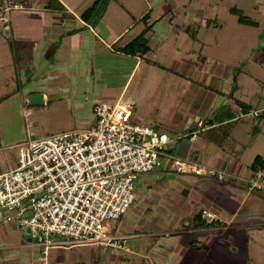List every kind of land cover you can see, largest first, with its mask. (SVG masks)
Returning <instances> with one entry per match:
<instances>
[{"label":"crops","instance_id":"obj_1","mask_svg":"<svg viewBox=\"0 0 264 264\" xmlns=\"http://www.w3.org/2000/svg\"><path fill=\"white\" fill-rule=\"evenodd\" d=\"M13 1L21 4L19 0ZM58 1L64 6V10L46 9L48 0H44L39 9L43 13L40 14V25L28 24L19 29L18 25L12 26L11 20L7 36L0 29V34L9 41L12 61L18 59L34 66L35 60H39L37 56L48 61L54 50L59 48L57 44L60 45L68 37L77 36L79 42L86 45L91 43L89 36L92 40L95 38L93 22L84 21L81 18L83 12L75 16L62 0ZM21 5L31 9L29 4ZM148 12L146 23L152 25V28L146 34L150 51L145 57L150 62L115 52L117 47L130 42L145 28L146 24L141 20L144 15L138 19L144 27L121 45L118 44L124 38L122 34L129 32L123 30L111 34L108 31L106 38L110 41L107 44L110 54L119 58L123 56L128 67H132L121 93L124 94L128 89L127 83L137 72H145L144 75L155 74L151 88H148V91L151 90L148 95L154 96L160 90L174 94L171 99L167 97L169 94L166 95L163 116L157 109L146 112L140 107L144 111L142 118L150 124L161 121L168 123L167 128H154L168 133L171 139L169 144L177 143L174 151L171 148L172 153L209 168L224 169L227 176L224 181L199 178L179 174L172 171L166 163H162L150 173L137 177L133 205L121 218L111 222L109 235L125 237L126 243L123 247L114 249L94 245L58 246L50 249L49 264H205L212 254L211 250L220 252L219 249L224 244H234L239 253V258L234 259L236 262L229 264H242V261L248 264L253 259L252 251L256 252L257 243H264V194L250 190L248 184L253 174L250 169L252 161L256 156L264 160V88L261 86L264 83V62L260 60L257 67L254 65L253 71L249 68L237 71L235 91L229 96L233 85L235 56L248 48L249 44L246 47L240 45L238 38L232 43L231 35L223 34L224 31L220 28L218 32L223 35L219 36L218 44L214 39L210 45H204L207 39H204V34L199 40L200 28L205 25L209 34L219 28L215 25L210 29L207 22L210 17L203 16L207 21L204 19L197 23L196 30H192V33L191 24L183 23L184 32L195 43L177 48L175 55L180 59L174 57L170 59L169 66H166L158 60L159 54L157 57L153 54L164 41L156 39L154 47L150 45L149 34L154 31L152 29L155 22L150 23L151 10ZM103 13V10L98 12L97 9L96 19H102ZM28 15L17 13L14 21L22 20L21 18ZM67 20H75L74 29H66ZM155 21H166L170 25L172 18L162 14ZM238 33H241L239 38L241 37L242 42L247 41L243 29ZM203 48L205 52H202ZM208 48L217 49L218 57L209 55ZM227 52L234 59L227 60ZM154 87L157 89H153ZM116 89L119 88L99 89L96 100H116ZM95 104L97 103L93 102L91 105V114ZM132 105L135 110L134 103ZM254 112L257 114L254 115ZM241 120L253 121L257 126L250 122L240 126L238 122ZM229 140L232 145L227 147L226 142ZM16 162L17 155L11 165L4 169L0 166V174L14 168ZM259 172L264 177V167ZM202 210H208L220 224L194 229V222ZM109 250L112 253L107 254ZM39 255V247L28 233L19 228L16 215L0 209V264H40Z\"/></svg>","mask_w":264,"mask_h":264},{"label":"rangeland","instance_id":"obj_2","mask_svg":"<svg viewBox=\"0 0 264 264\" xmlns=\"http://www.w3.org/2000/svg\"><path fill=\"white\" fill-rule=\"evenodd\" d=\"M62 1L75 16L80 15L94 3L99 2L97 7L104 11L103 18L96 19L97 13L90 17V22H93L92 25L94 26L93 33L95 34L93 40L89 36L90 44L86 45L83 42H79L77 36L68 37L60 45L57 44L59 48L57 47L58 49L54 50L48 61L37 56L39 60H35L34 66H29L28 63L20 62L18 59L12 61L8 47L9 41L0 34V157L2 158L0 159V166L2 169L11 165L16 160L18 151L32 140L90 126L92 121L91 105L93 102H100L96 98L99 96L97 91L101 88H119L115 91L116 100L111 103H134L135 110L133 114L135 122L153 128L169 127L168 123L164 121L150 124L144 117L142 118V112L157 109L163 116L166 95L169 94L167 97L171 99L174 92L163 93L160 90L158 94L149 96L148 94H150L151 90L149 89L150 91H148V88H151L150 84L155 74L148 73L144 75L145 72L144 74L137 72L134 77H131L132 79L126 85L128 89L122 94V86L132 67H128L127 61L123 60V56H120V58L114 56L110 54L107 48V44L110 42L106 38L108 31L111 34L114 31L119 33L126 30L129 32L122 34L124 38L118 45L123 44L127 38H130L136 31L144 27V24L139 22L138 19L149 10H151L150 23L155 22V26L152 29L154 31L149 34L150 45L154 47L156 39L164 41V43L159 44L160 46L154 50L153 54L155 53V57L159 54L158 60H161L162 63L164 62L166 66H169L170 59L177 58L175 55L177 48L188 47L190 44L195 43L189 37L190 35L184 32L183 23L191 24L190 32L192 33V30H196L197 23L205 19L203 16L210 17L208 21L205 19L210 25V29H213L215 25L219 28L210 34L207 33L205 25L200 28L198 32L199 40L204 37V34L206 35L204 39H207L204 45H210L214 39L217 42L216 44H218L219 36L223 34H230L232 43L238 38L240 45L243 44L246 47L247 43L249 44V46L247 45L248 48L244 47L245 49L240 53L241 55L237 54L235 56V59L234 56L233 58L229 56L230 52H227L226 59H234L237 62L233 65L234 69L231 68L233 69L232 79L242 68L245 70L249 68L253 71L254 67L260 64V60L264 62V0ZM19 2L31 5V9L24 6L23 10L12 14L13 27L18 25L17 28L20 29L25 28L28 24L30 26L42 24L40 14L42 15L43 13H41L42 11L39 12V9L43 6L44 0H24V2L19 0ZM233 8L237 9L242 16L249 17L255 21L257 25L239 26L238 16L230 11ZM30 11L32 13H28ZM98 12L100 11L98 10ZM17 13H21L23 16L29 15L21 18L22 20L14 21ZM162 14H165L169 19L172 18L170 25L166 21H155ZM74 22L73 20H67L66 29H74ZM173 24L177 25V27H174ZM220 28L221 31H224L223 34L218 32ZM240 29H243L246 33L244 35L248 38V42H242L241 37L239 38L241 33L238 32ZM205 48H203L202 52H205ZM207 50H209L207 51L210 53L209 55L218 57L219 52L217 49L208 48ZM261 86L264 88V83ZM153 89L156 90L157 87ZM249 122L251 125L257 126L253 121ZM249 122L241 120L238 124L243 126L244 123ZM226 145L229 147L232 142L229 140ZM175 146H177V143H172L168 144L167 148L171 150L173 147L174 151ZM104 226L109 235L112 226L111 222H105ZM233 245L227 246L224 244V247H220V252L212 249L211 253L218 255V257L212 256V254L211 256L209 255L205 264L236 262L234 259L236 257L239 258V253L237 247ZM255 249L256 252L252 251L253 259L250 263H247L264 264V243L259 241ZM106 253L109 254L112 251L109 250ZM117 253L121 252L117 251ZM242 264H244L243 261Z\"/></svg>","mask_w":264,"mask_h":264},{"label":"built area","instance_id":"obj_3","mask_svg":"<svg viewBox=\"0 0 264 264\" xmlns=\"http://www.w3.org/2000/svg\"><path fill=\"white\" fill-rule=\"evenodd\" d=\"M23 9L0 0L5 36L12 14ZM133 113L131 103L100 101L90 126L30 141L18 151L15 167L0 174V209L16 215L40 249V264H49L48 253L58 246L123 247L125 237L109 236L104 223L128 211L137 177L162 163L179 174L218 181L227 176L172 153L168 133L135 122ZM248 184L264 194L259 171ZM200 214L206 222L218 220L206 210Z\"/></svg>","mask_w":264,"mask_h":264},{"label":"trees","instance_id":"obj_4","mask_svg":"<svg viewBox=\"0 0 264 264\" xmlns=\"http://www.w3.org/2000/svg\"><path fill=\"white\" fill-rule=\"evenodd\" d=\"M98 3L99 2L94 3L91 7H89L87 10H85L83 12V14H81V18L84 21H90L91 20L90 17L95 14L97 9L99 11L101 10V8L97 7ZM45 8L50 9V10H55V11L64 10V6L58 0H48V2L45 5ZM230 11L232 14L238 16V23L243 24V25H249V26L257 25V23L255 21L251 20L249 17L242 16L241 13L237 9L233 8ZM148 18H149V12L144 14V16L141 18V20L146 24L145 28L137 36H135L130 42H128L127 44H125L122 47H117L115 49V52H117L118 54H121L123 56H126V57H131V58L139 57L146 62H150L145 57L146 54H148L150 51V48L148 45V39L146 38V34L152 28V25H147V23H146ZM153 64H156V63H153ZM236 77H237V75H234V77L232 79L233 85H232L231 93L229 96H232L233 92L235 91V87H236V83H237ZM263 167H264V160L260 156H256L250 165V169L253 171V173L261 171L263 169ZM195 222L193 225L194 229L199 227V226H208V225L220 224V222L218 220L212 221V222H207L208 223L207 224L206 221L204 219H202L201 214L197 216V221H195ZM197 222H199V224L200 223L201 224L199 225Z\"/></svg>","mask_w":264,"mask_h":264}]
</instances>
